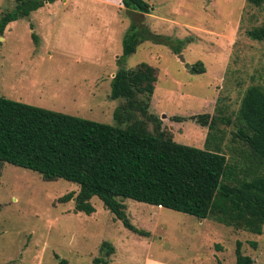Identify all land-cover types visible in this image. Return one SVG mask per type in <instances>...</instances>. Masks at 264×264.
<instances>
[{"label":"rangeland","instance_id":"1","mask_svg":"<svg viewBox=\"0 0 264 264\" xmlns=\"http://www.w3.org/2000/svg\"><path fill=\"white\" fill-rule=\"evenodd\" d=\"M144 1L150 11L137 22L152 34L183 41L184 61L152 42L120 59L132 23L120 0H56L10 23L0 36V96L113 125L119 100L109 98L112 76L120 67L147 63L158 71L150 112L175 142L203 149L207 128L172 117L212 116L218 103L233 113L246 87L264 83V41L246 35L263 25L264 10L246 0ZM13 7L14 0H0V14ZM185 63H201L204 73H190ZM78 190L75 183L44 181L36 172L4 163L0 264H92L104 242L113 248L109 264H235L236 242L253 264H264V225L255 235L125 199L130 223L147 233L138 235L97 197L90 200L91 215L74 212V198L59 202Z\"/></svg>","mask_w":264,"mask_h":264},{"label":"trees","instance_id":"2","mask_svg":"<svg viewBox=\"0 0 264 264\" xmlns=\"http://www.w3.org/2000/svg\"><path fill=\"white\" fill-rule=\"evenodd\" d=\"M54 1L14 0L13 9L0 14V36L10 23ZM246 1L264 10V0ZM120 2L132 17L122 39L120 59L133 54L144 42L164 45L180 54L183 41L152 34L142 21L137 22V17L150 11L146 1ZM246 35L253 41H264V23L249 29ZM189 71L202 74L204 67L195 63ZM157 76V69L147 63L118 68L110 82L109 98L119 100L112 115L113 125L0 96V176L7 163L36 172L44 181L75 183L77 194L70 192L59 202L74 198V212L91 215L94 208L90 200L97 197L125 228L138 235L147 233L130 223L125 199L262 234L264 83L246 87L233 113H228L227 105L218 103L212 116L172 117L175 122L193 120L207 128L201 149L175 142L150 112ZM229 127L231 138L225 145ZM99 253L92 264H109L111 245L104 242ZM58 264L68 262L58 260ZM235 264H253L250 256L242 254L240 242H236Z\"/></svg>","mask_w":264,"mask_h":264},{"label":"water","instance_id":"3","mask_svg":"<svg viewBox=\"0 0 264 264\" xmlns=\"http://www.w3.org/2000/svg\"><path fill=\"white\" fill-rule=\"evenodd\" d=\"M178 58L180 59V61H184V59H183V56L181 55V54H179L178 55ZM190 66H189V64L188 63H185V68H189ZM114 76V75H113ZM112 76V77H113ZM74 200V199H73Z\"/></svg>","mask_w":264,"mask_h":264}]
</instances>
